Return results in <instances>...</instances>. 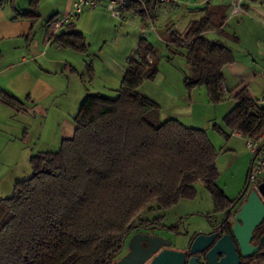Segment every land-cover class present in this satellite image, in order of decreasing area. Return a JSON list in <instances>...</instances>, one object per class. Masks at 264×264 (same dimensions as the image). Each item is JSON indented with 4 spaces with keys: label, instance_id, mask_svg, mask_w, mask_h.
<instances>
[{
    "label": "trees",
    "instance_id": "obj_1",
    "mask_svg": "<svg viewBox=\"0 0 264 264\" xmlns=\"http://www.w3.org/2000/svg\"><path fill=\"white\" fill-rule=\"evenodd\" d=\"M35 2L24 17L38 18ZM204 12L184 33L170 32L167 48L184 58L188 90L204 87L210 104L235 101L223 118L226 131L215 129L218 134L224 140L238 133L255 141L264 133V99H252L247 86L227 90L223 69L234 55L203 36L222 30L226 14L222 8ZM67 29L53 42L85 53L83 35ZM139 43L116 97L86 95L72 122L73 137L56 152L32 155L30 177L15 182L11 196L0 199V264H115L136 229L160 226L162 218L143 220V213L191 199L198 182L211 194L215 213L233 204L217 186L218 151L205 131L160 119L159 106L138 94L158 74L153 48ZM0 102L17 104L5 94ZM254 231L252 244L258 245L264 220ZM241 264H264V255L259 252Z\"/></svg>",
    "mask_w": 264,
    "mask_h": 264
},
{
    "label": "crops",
    "instance_id": "obj_2",
    "mask_svg": "<svg viewBox=\"0 0 264 264\" xmlns=\"http://www.w3.org/2000/svg\"><path fill=\"white\" fill-rule=\"evenodd\" d=\"M32 1H36V19L23 16L31 12ZM74 1L0 0V98L5 94L17 100L15 107L0 102V186L9 181L11 167L19 170V165L26 161L25 148L19 139L30 126L22 120L32 121V126L39 121L35 146L44 142L42 144L48 147L52 136L58 138L59 143L71 139L75 131L72 122L82 100L86 95L116 94L127 62L140 41L148 43L154 55L163 50L169 52L165 42L169 33H184L192 21L198 22L204 16L206 8H222L226 14L222 30L204 33L207 40L222 44L223 40L236 45L245 43L243 51L248 52L250 58L252 53L264 57V0H181L174 5L148 1L144 7L130 3L122 19L112 18L100 4L72 21H65ZM237 3L243 11L229 17L228 12ZM67 27L83 35L87 45L85 53L53 42V37L66 32ZM237 31L242 37L237 36ZM241 63H237L234 56V62L223 69L227 90L237 86L249 89V84L244 85L241 72L250 74V70ZM227 73L233 80L226 78ZM185 78L184 75L183 82ZM138 94L159 106L162 120L180 121L191 114L190 107L184 105L185 97L180 104L178 97L161 89L154 80L143 83ZM11 121L17 122L13 124L14 130ZM246 143L238 133L223 141L217 154L218 187L221 173L234 171L239 162L243 164L245 184L252 160ZM219 189L226 195V185Z\"/></svg>",
    "mask_w": 264,
    "mask_h": 264
},
{
    "label": "rangeland",
    "instance_id": "obj_3",
    "mask_svg": "<svg viewBox=\"0 0 264 264\" xmlns=\"http://www.w3.org/2000/svg\"><path fill=\"white\" fill-rule=\"evenodd\" d=\"M228 29L231 30V28ZM242 31L245 32L243 28ZM114 34L115 32H112V35ZM238 35L242 37L240 31H237V36ZM223 44L234 54L237 63L242 62L241 64L248 66L250 74L247 73V71L241 72L242 80L244 81V85L249 84L250 87L248 90H251L249 94L252 99L260 100L263 96L262 94H264V57L258 56L257 54L253 55L252 53V57L250 58L249 53L243 51L246 48L244 45L245 43L243 45H236V43L223 40ZM156 57L158 59V74L154 79L156 85L160 86L161 89L164 88L166 92L172 95L174 94V96L178 97L180 102L183 100V97H185L186 103H184V105L190 107L191 114L189 117L182 118L180 122L187 127L205 131L211 141L210 143H212L218 151L225 140L215 129L226 131V129H224L225 125L223 118L234 107L235 101L227 98V100L221 103L210 104L204 87L188 90L184 86L182 78L184 75L187 77L189 71L181 54L173 55L163 50V52H159ZM230 76L231 75L227 73L226 78L233 80ZM102 96L110 99L116 97V95H112L111 93L103 94ZM180 104L183 103L181 102ZM260 104H264V101ZM22 118L23 117H21V119ZM21 119H19V121H21ZM21 122H25L24 124L30 126V128H26L25 133L21 136L22 138L20 137L19 139L21 145L25 148L26 161L23 162L24 164L19 163V170H17L16 167H11L8 171L9 181L4 182V184L0 186V199H6L11 196V188H13V184L16 181L25 180L30 177L31 168L28 159L32 154L35 155L47 151L56 152L60 147V140L55 137L53 138L52 135L51 144L48 147L42 144L44 142L35 146L39 121L38 123H34L33 126L30 120H22ZM16 123L17 122L11 121L10 125L12 130H14L13 124L16 125ZM242 166L243 164L239 162L238 166H236V168L234 167V171L221 173L218 185L221 188H223L224 185L227 186L225 190L229 198L237 199L240 194L239 192L242 191L244 186L243 178H245L243 176ZM213 206L211 194H209L201 182H198L195 184L194 197L191 199H182L167 210L154 209L151 212L143 213L141 219L152 220L162 218L160 221L161 231H157V235L166 237V239L171 241L169 248L181 251L186 249L196 236L206 234L212 227L223 221L222 219L225 217V214L215 213V208Z\"/></svg>",
    "mask_w": 264,
    "mask_h": 264
},
{
    "label": "water",
    "instance_id": "obj_4",
    "mask_svg": "<svg viewBox=\"0 0 264 264\" xmlns=\"http://www.w3.org/2000/svg\"><path fill=\"white\" fill-rule=\"evenodd\" d=\"M247 179L248 175L242 191L225 214L224 220H232L230 233L219 235L212 232L196 236L189 246L191 258L187 262L184 252L168 248L170 240L134 234L128 241L127 253L115 264H197L194 256L207 249L204 258L207 264H241L242 260L259 252L264 255V234L258 245L252 244L254 230L264 220V180L254 191L248 190Z\"/></svg>",
    "mask_w": 264,
    "mask_h": 264
},
{
    "label": "built area",
    "instance_id": "obj_5",
    "mask_svg": "<svg viewBox=\"0 0 264 264\" xmlns=\"http://www.w3.org/2000/svg\"><path fill=\"white\" fill-rule=\"evenodd\" d=\"M148 1L161 5H174L181 0H75L71 5V11L66 20H74L80 16L85 10L96 8L98 5L103 4L104 9L112 16V18L122 19L123 12L126 10L130 3L145 6ZM240 3L232 7L229 17L239 15L242 12ZM261 99H264V94ZM247 141V140H246ZM264 142V133H262L255 141H247L246 146L252 155L250 164V171L248 173V190L257 191V186L264 180V147L261 148V143Z\"/></svg>",
    "mask_w": 264,
    "mask_h": 264
},
{
    "label": "flooded vegetation",
    "instance_id": "obj_6",
    "mask_svg": "<svg viewBox=\"0 0 264 264\" xmlns=\"http://www.w3.org/2000/svg\"><path fill=\"white\" fill-rule=\"evenodd\" d=\"M224 214H226V212L224 213ZM225 218V217H224ZM224 218L222 219L223 221L220 223V224H218V225H216V226H214V227H212L211 228V230L209 231V232H207V234H211L212 232H216V233H218L219 235H223V231L228 227V226H232V220L231 219H229V220H224ZM157 231H161V226H149V227H146V228H139V229H136L135 230V232L132 234V235H134V234H144V235H147V236H150V237H154V236H156V237H160V238H162V239H165V240H168V239H166V237H163V236H160V235H157ZM130 237H131V235H129ZM130 237H129V239H130ZM129 239H128V241H129ZM128 241H127V244H128ZM192 243V242H191ZM191 243H190V245L189 246H191ZM142 245H143V247H145V244L144 243H142ZM127 246V245H126ZM189 246H187V248L186 249H184V250H181L182 252H184V254H185V260H186V262L188 261V259H190L191 258V256L189 255V249H190V247ZM170 246H168V248H169ZM127 248V247H126ZM125 248V253H124V255L127 253V251H128V249H126ZM169 249H173V248H169ZM174 250V249H173ZM209 249H207L206 251H204V252H202V253H200V254H197V255H195L194 257H195V259H197V264H207V261H206V259H204L205 258V254H206V252L208 251ZM123 255V256H124ZM122 256V257H123ZM219 258V257H218ZM218 258H216V259H218Z\"/></svg>",
    "mask_w": 264,
    "mask_h": 264
}]
</instances>
